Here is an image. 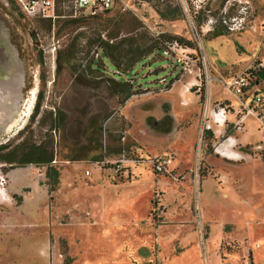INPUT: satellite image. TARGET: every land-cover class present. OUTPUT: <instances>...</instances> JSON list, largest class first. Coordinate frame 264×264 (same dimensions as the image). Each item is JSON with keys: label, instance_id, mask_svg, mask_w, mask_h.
Listing matches in <instances>:
<instances>
[{"label": "rangeland", "instance_id": "rangeland-1", "mask_svg": "<svg viewBox=\"0 0 264 264\" xmlns=\"http://www.w3.org/2000/svg\"><path fill=\"white\" fill-rule=\"evenodd\" d=\"M172 9L176 18L162 16ZM78 17L77 23L66 15L50 24L0 0V38L20 92L0 112V145L52 141L60 172L50 191L46 167L0 161V264H241L249 254L264 264L262 125L252 115L245 120L252 159L217 157L212 142L201 158L197 149L209 90L205 75L227 80L264 56V0H210L206 10L192 15L196 28L177 0H132L125 8ZM234 17L244 22L242 30L225 27L223 20ZM136 32L167 33L192 46L204 79L201 95L184 91L187 77L157 89L161 77L170 79L180 69L154 53L135 73L123 74L133 95L122 103L124 86L111 75L116 67L97 55L98 46L110 34L118 40ZM121 59L123 69L128 58ZM260 87L264 79L255 89ZM40 90L41 111L31 122ZM211 91L213 101L226 97L237 105L219 81ZM50 111L59 116L55 129L48 123ZM131 147L140 148V161L126 162L123 177L116 175L113 165L123 148L132 158ZM163 155L172 162L157 172L150 159ZM126 169H133L128 178Z\"/></svg>", "mask_w": 264, "mask_h": 264}, {"label": "built area", "instance_id": "built-area-1", "mask_svg": "<svg viewBox=\"0 0 264 264\" xmlns=\"http://www.w3.org/2000/svg\"><path fill=\"white\" fill-rule=\"evenodd\" d=\"M19 5L21 11L31 17L50 18L52 20L58 17H64L66 15L76 17L80 15L96 16L106 13L107 11H114L119 8H125L132 0H15ZM182 12L192 20V27L196 28L193 22V14H197L207 9L210 0H177ZM246 9L245 5L240 6V13ZM60 13V14H59ZM225 27L229 31L242 30L244 22L237 17H234L233 21L223 20ZM157 36V35H154ZM198 43L201 45V35L197 34ZM196 50L184 43L180 39H171L164 42V50L162 55L172 61L175 68H179V73L168 78L167 76L161 77L158 81L162 85L157 87L161 91L167 90L169 87L175 85L178 82H182L184 77L189 79L184 85V91L201 95V89L204 79L202 78L201 68L199 60L196 59L193 53ZM98 55V54H97ZM264 69V56L256 57L251 66L242 70L230 79L220 80L215 79L210 74L205 75L206 85L209 86L204 95L203 108L200 113L199 130H198V152H200V158L205 151L204 147H208V144L212 142L213 151L215 154L226 156L225 150L226 144L234 145L235 139L226 135L227 126L229 124V116L233 114L235 121L233 122V129L236 131H242L244 128L245 120L247 116H254L262 125L264 130V87L255 89L257 86L256 76L260 71ZM114 73H120L118 70H114ZM214 80L219 81L225 91L229 92L239 102L237 107H231L221 102H215L212 99L211 84ZM185 103V101H182ZM126 139L125 136L122 137ZM123 157L119 159L113 165V172L116 175L122 176L125 172V163H136L140 161L141 152L138 147H131L128 152H132V158H126V149L123 148ZM153 168L157 172H164L172 162L170 155L157 156L150 159ZM202 160L199 159V167L201 168ZM103 163L96 161L95 166L101 167ZM127 173L129 172L126 169ZM87 174H90V170H87ZM2 184V182H0ZM198 221L199 226H202L201 216ZM206 264H209L206 261ZM241 264H256L252 258L245 259Z\"/></svg>", "mask_w": 264, "mask_h": 264}, {"label": "trees", "instance_id": "trees-1", "mask_svg": "<svg viewBox=\"0 0 264 264\" xmlns=\"http://www.w3.org/2000/svg\"><path fill=\"white\" fill-rule=\"evenodd\" d=\"M161 4H164L166 0H159ZM12 4L16 3L15 0H10ZM179 9L181 10L180 6ZM182 11V10H181ZM109 12V11H107ZM175 10L172 9L166 13H162V16L165 18H176ZM60 14V13H59ZM171 14V15H169ZM99 16V15H96ZM80 17H89L85 15H80ZM94 17V16H90ZM62 18L61 16L58 17V19ZM43 20H48L50 24H52L53 20L50 18H42ZM70 21L73 22H79L78 18H72ZM225 34L224 31L215 33V36ZM118 35L116 33L110 34L108 36V39H101L98 50H100L101 58L103 61H107L109 65L113 66L116 70H120L119 72L122 73H112L111 75L113 78L117 79L119 83L123 84L124 90L123 95L121 97V102L125 103L126 100H128L133 95V87L131 84L123 78V74L130 75L136 72V69L138 68L140 62L144 60L145 58H148L154 53L161 54L164 50V42L171 40V39H180L183 41L180 37L172 36L167 33H164L162 35H157L154 37H148L145 33H135V35L122 37L117 40ZM116 40H113L115 39ZM147 40H151L150 43H148ZM89 44H91V41H87ZM238 49L242 50V46L239 43H236ZM131 53V55H130ZM39 56L40 58L43 57V51L39 50ZM122 56H125L127 59V67L121 69V58ZM163 56V55H162ZM106 63V62H105ZM89 65L94 68H99V62L91 60ZM108 65V64H107ZM108 65V66H109ZM253 78H256L254 81L258 82L264 79V69L260 71L256 76ZM260 83V82H259ZM44 100V91L40 90L38 93L37 101L34 106V111L31 115V122H33L36 117L39 115L41 111L42 102ZM59 117V116H58ZM57 114L55 112L50 111L48 114V123L51 129H55L56 121L58 120ZM27 129H22L18 132V135H22L26 132ZM54 159H55V153L53 149L52 141H48V144L46 143H35L31 142L27 144V140H22V142L16 144L15 146L11 147L9 143H4L0 145V161L8 163L10 167L13 166H24L26 164H36L41 165L42 167L47 168L46 175L48 179H51L52 182L49 183L50 185V191H53L56 184L59 182V176L60 172L59 169H57L56 166H54Z\"/></svg>", "mask_w": 264, "mask_h": 264}, {"label": "crops", "instance_id": "crops-1", "mask_svg": "<svg viewBox=\"0 0 264 264\" xmlns=\"http://www.w3.org/2000/svg\"><path fill=\"white\" fill-rule=\"evenodd\" d=\"M227 92V91H226ZM212 95H213V92L211 91ZM213 97V96H212ZM215 102H221L223 104H227L231 107H237L239 105V102L237 100V105H235L233 103L232 100H230L229 98H218V99H214ZM228 101V102H226ZM248 117V116H247ZM235 121V116L233 114H231L229 116V124L227 126V131H226V135L227 136H231L232 138L235 139V142H234V145H231V144H226L224 147H225V150L227 151V154L226 156H221L219 154H215L217 155V157H222L224 159H228V160H232L234 162H242V161H245V160H249V159H252L254 154V149L253 147H250V141L251 139L249 137L246 136L245 132L246 131V125L244 124V128L242 131H236L233 129V122ZM236 133H239V134H243L241 137L240 136H236ZM246 148V149H243V148ZM259 147V146H258ZM252 148V151H250ZM243 149V150H241ZM133 173V169H129V172L126 173V177L128 178L130 176V174ZM123 177V175L121 176ZM136 196L138 197V195L136 194ZM140 196V195H139ZM135 199V198H134ZM134 207V205H132ZM135 212H139L137 210H134V215H135ZM140 213V212H139ZM136 216V215H135ZM190 248H188L187 250H185L184 252H182L181 254L185 253L186 251H188ZM248 258H252L254 260V258L249 254L245 259H248ZM244 259V260H245Z\"/></svg>", "mask_w": 264, "mask_h": 264}, {"label": "bare ground", "instance_id": "bare-ground-1", "mask_svg": "<svg viewBox=\"0 0 264 264\" xmlns=\"http://www.w3.org/2000/svg\"><path fill=\"white\" fill-rule=\"evenodd\" d=\"M6 52L8 53V49L0 38V112L12 105L18 99L20 93L18 84L14 81L17 79L14 68L11 64L10 66L7 64Z\"/></svg>", "mask_w": 264, "mask_h": 264}, {"label": "flooded vegetation", "instance_id": "flooded-vegetation-1", "mask_svg": "<svg viewBox=\"0 0 264 264\" xmlns=\"http://www.w3.org/2000/svg\"><path fill=\"white\" fill-rule=\"evenodd\" d=\"M36 104V103H35ZM35 106V105H34ZM34 111V110H33ZM32 115V114H31Z\"/></svg>", "mask_w": 264, "mask_h": 264}]
</instances>
